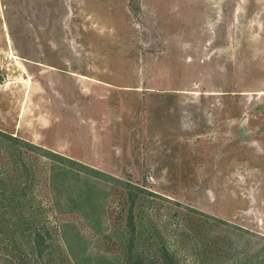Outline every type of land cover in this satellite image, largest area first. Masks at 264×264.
I'll return each instance as SVG.
<instances>
[{
  "label": "rangeland",
  "instance_id": "1",
  "mask_svg": "<svg viewBox=\"0 0 264 264\" xmlns=\"http://www.w3.org/2000/svg\"><path fill=\"white\" fill-rule=\"evenodd\" d=\"M1 132L99 170L104 207L60 213L50 160L0 134V264H71L65 221L95 257L264 264V0H0Z\"/></svg>",
  "mask_w": 264,
  "mask_h": 264
},
{
  "label": "trees",
  "instance_id": "2",
  "mask_svg": "<svg viewBox=\"0 0 264 264\" xmlns=\"http://www.w3.org/2000/svg\"><path fill=\"white\" fill-rule=\"evenodd\" d=\"M5 137H8L17 143H21L23 147L30 150H40L41 153L47 157L50 162V186L51 189L56 188L57 193L64 188L63 192L59 195H53L52 202L54 207L63 206L60 208V213L63 212H77L81 218L88 221L90 225L95 228V225H99L102 221L103 212L102 206L104 207L102 195L95 193V186L91 183L89 171L100 172L78 160H75L69 156H65L61 153L55 152L50 149H46L35 145L29 141H26L18 136L1 132ZM85 174V186L80 185L78 180L83 179ZM82 175V177H81ZM77 182H74V180ZM129 187H136L142 191L143 188L128 184ZM67 191L69 195L61 200L64 192ZM102 200V201H101ZM129 225L131 226V232L135 235L136 222L134 214H130ZM60 236L62 239L63 251H65L67 259L70 260L71 264H141L143 257L136 255L131 244L124 259L116 256L115 258L107 257H95L88 253L89 240L85 234L81 231L79 226L74 221H65L61 224ZM53 238V233L50 230L43 231L42 229L37 230L32 240V247L35 248L40 254L44 253L50 246H52L50 240ZM163 254H168L169 251L166 247L162 248ZM163 255V256H164ZM9 264H14V261L7 259ZM169 261L174 264L177 258L173 255L169 257Z\"/></svg>",
  "mask_w": 264,
  "mask_h": 264
},
{
  "label": "bare ground",
  "instance_id": "3",
  "mask_svg": "<svg viewBox=\"0 0 264 264\" xmlns=\"http://www.w3.org/2000/svg\"><path fill=\"white\" fill-rule=\"evenodd\" d=\"M13 56V55H12ZM15 56V55H14Z\"/></svg>",
  "mask_w": 264,
  "mask_h": 264
}]
</instances>
